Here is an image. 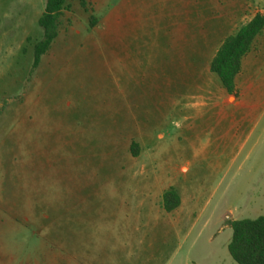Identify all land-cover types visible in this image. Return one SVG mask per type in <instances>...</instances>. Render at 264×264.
<instances>
[{
	"label": "rangeland",
	"instance_id": "rangeland-1",
	"mask_svg": "<svg viewBox=\"0 0 264 264\" xmlns=\"http://www.w3.org/2000/svg\"><path fill=\"white\" fill-rule=\"evenodd\" d=\"M45 1L0 0V264H237L229 221L264 216V90L228 142L185 107L227 97L208 65L229 0H66L33 68Z\"/></svg>",
	"mask_w": 264,
	"mask_h": 264
},
{
	"label": "trees",
	"instance_id": "trees-1",
	"mask_svg": "<svg viewBox=\"0 0 264 264\" xmlns=\"http://www.w3.org/2000/svg\"><path fill=\"white\" fill-rule=\"evenodd\" d=\"M87 10L88 0H76ZM66 0H46L37 24L42 30L40 39L32 45V67L36 68L41 57L50 48L58 35L59 17L66 8ZM90 26L96 24L91 16ZM264 28V15L256 13L248 22L241 25L235 33L228 35L217 48L210 60L209 69L214 73L222 87L229 94H235V77L240 70L243 56L250 50L255 37ZM135 142L130 145L133 155L137 154ZM180 204V194L170 186L162 193V207L170 212ZM232 228L227 249L237 264H264V216L229 221Z\"/></svg>",
	"mask_w": 264,
	"mask_h": 264
},
{
	"label": "crops",
	"instance_id": "crops-1",
	"mask_svg": "<svg viewBox=\"0 0 264 264\" xmlns=\"http://www.w3.org/2000/svg\"><path fill=\"white\" fill-rule=\"evenodd\" d=\"M254 2L258 3L260 6L263 7L262 10L256 13H260L264 15V0H254ZM254 2L253 0H229V34L228 35L235 33V31L241 25L248 22L256 14L254 13L246 21H243L238 25V23L246 17V13H247L246 11L248 10L250 11V8L253 7V5L255 4ZM228 35H226L221 40L219 45ZM256 43L258 45V54L250 55ZM263 49H264V28L255 37L250 50L243 56L241 60L240 70L235 77V94H232L234 95L235 100L233 102L228 101V100H232V97L228 98L230 94L227 93V91L223 87L222 89L224 93H226L227 97H225L222 93V97L220 98V101L217 92L211 89L208 90V94H209L208 98H202L197 101L196 94L193 95L188 94L190 96L186 97L185 107H192L198 110H205V112L207 111L209 125L213 129V132L216 134L215 137L218 140H224L228 142L229 135L235 136L236 134H238V132L242 131L243 128L247 126L249 121L253 120L255 114L260 109L261 106L260 98L264 90V79L263 78L256 79V75L260 68V64L262 62ZM246 57L249 58L248 62H245L244 60ZM208 71L212 73L209 69V65H208ZM240 73L242 74V83H241L240 91L238 92V88H239L238 76ZM161 207H162V201H161Z\"/></svg>",
	"mask_w": 264,
	"mask_h": 264
}]
</instances>
